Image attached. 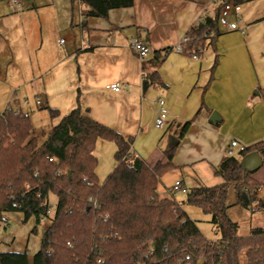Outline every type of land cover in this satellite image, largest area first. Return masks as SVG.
Returning a JSON list of instances; mask_svg holds the SVG:
<instances>
[{
	"label": "crops",
	"instance_id": "obj_1",
	"mask_svg": "<svg viewBox=\"0 0 264 264\" xmlns=\"http://www.w3.org/2000/svg\"><path fill=\"white\" fill-rule=\"evenodd\" d=\"M256 1L240 4L238 19L230 14L236 31L219 27L200 54L190 57L175 47L203 16L212 15L220 5L217 0H133L131 7L111 10L106 18H87L84 25L77 0H50L56 17L54 32L64 39L55 37V49H45L39 56L35 51L45 48L44 42L37 44L41 21L27 18L38 6L25 0L30 7L17 16L22 20L15 30L24 39L21 52L8 56L9 46L0 47V86L5 96L0 116L8 106H21L29 113L40 109L34 106L35 100L61 115L79 105L94 121L132 137L134 152L149 167L165 161L162 153L173 145L177 126L192 121L177 141L172 163L176 169L200 161L208 175L216 177L215 169L230 141L248 147L264 140V0ZM134 40L149 49L146 59L172 48L157 69L161 84L148 85L145 92L142 59L131 48ZM115 83L120 85L119 92L106 88ZM31 97L30 110L22 103ZM158 100L164 101L168 113L162 135L153 126ZM212 113L217 121L210 120ZM198 186L202 185L194 187ZM11 216L23 221L22 214L8 213L6 222ZM6 225L0 224V252L24 253L14 247L13 232L7 235ZM47 226L48 221L43 232Z\"/></svg>",
	"mask_w": 264,
	"mask_h": 264
},
{
	"label": "trees",
	"instance_id": "obj_2",
	"mask_svg": "<svg viewBox=\"0 0 264 264\" xmlns=\"http://www.w3.org/2000/svg\"><path fill=\"white\" fill-rule=\"evenodd\" d=\"M82 24L87 18H106L109 11L129 8L133 0H77ZM254 0H233L243 4ZM219 5L186 34L182 54L196 57L205 41L218 33ZM172 48L142 57L143 82L159 85L158 67ZM57 123L39 140L29 118L16 117L7 109L0 116V224L5 214L33 218L31 234L45 220L38 251L27 254L0 252V264H264V227L252 228L248 236L237 235L238 226L227 215L226 193L235 188L236 205L262 209L257 191L263 184L244 172L240 160L257 152L264 161V140L248 146L236 157L225 156L215 169L222 183L187 189L185 200L161 197V179L175 170L177 143L163 151L164 162L153 167L133 150L134 139L125 137L91 119L79 105L68 114L45 108ZM192 121L177 126L181 140ZM115 145V168L100 183L96 143ZM56 204L49 215V196ZM199 207L210 216L218 238L207 240L182 205ZM188 257V260H186Z\"/></svg>",
	"mask_w": 264,
	"mask_h": 264
},
{
	"label": "rangeland",
	"instance_id": "obj_3",
	"mask_svg": "<svg viewBox=\"0 0 264 264\" xmlns=\"http://www.w3.org/2000/svg\"><path fill=\"white\" fill-rule=\"evenodd\" d=\"M262 2V1H256ZM30 4H27L25 0H19V6L14 3V0H0V47L4 45L9 46L7 49V55L14 52L19 55L21 52V47L24 43V39L20 38V34L17 36L15 30L20 26V19L17 16H20L23 13L28 12L26 9L29 8ZM31 5L38 6V9L32 11L33 15L30 17L29 13L27 14L28 20H37L41 21L39 30L37 31V44L44 42V47L42 50L38 49L35 51V56L42 54L45 49H55L54 41L56 39H64L63 34L57 35L54 32V25L56 22V17L53 12V7L50 0H32ZM241 8V6H240ZM26 19V15H24ZM39 32V33H38ZM56 34V35H55ZM46 41V45H45ZM64 45V44H63ZM63 45L59 44V49H63ZM8 59V58H6ZM31 62H34V57L30 59ZM24 63H28L26 59ZM9 64V63H8ZM29 65V64H28ZM3 90L0 86V103L3 102ZM20 92V88H19ZM22 93L18 94V97L21 99ZM153 100H156L157 95L153 93ZM30 101V106H32L33 97L28 98ZM30 110L32 108H29ZM29 116V122L33 129V134L38 137L40 140L42 132L46 133L48 129L57 123V120H51L48 114V111L42 107L40 109L32 110ZM154 126V125H153ZM154 128L156 132L161 133L165 132V128L157 129ZM164 129V130H163ZM165 148V147H164ZM115 146L109 141H103V143H98L96 146V158L98 161L96 168V175L100 183H102L106 177L113 171L115 166L114 154ZM200 161L193 164L192 167L184 166L176 168L175 171H172L166 174L160 181L158 186V194L165 195V197L172 196L177 202H183L185 200V195L179 192H174L172 187L176 180L183 181L186 184V187L191 188L197 185L202 186H213L216 183H222V180L218 176L208 175V171L204 165H200ZM256 174V175H255ZM254 176V177H253ZM252 177L256 180H259L264 185V162L262 166L252 173ZM198 182H201L198 184ZM171 191V192H170ZM234 186L230 185L227 188L226 193V206L227 215L230 220L235 222L238 226L237 235L240 237L248 236L252 228L264 227V210L262 209H243L240 206L236 205V194ZM257 199L261 201L264 205V186L260 188ZM56 204V198L54 195L49 196V215L52 218L54 214ZM182 210L186 215H188L193 221L196 222L201 234L209 241H214L218 238V233L215 227L211 224V219L209 215H206L202 210L193 205H182ZM11 214V213H9ZM5 216V215H4ZM47 223V220L43 221L40 226L37 227V232L34 235H28L32 228L35 226L33 221H19L16 216H11L10 219L5 222L7 224L6 230L7 235L11 234L9 231L12 230L13 234L10 237L15 238L14 247L19 248L24 251L27 255L32 256L36 253L40 247V241L43 235V226ZM49 223V221H48ZM0 246L2 244L0 243ZM241 264L245 263V253L242 252L239 256Z\"/></svg>",
	"mask_w": 264,
	"mask_h": 264
},
{
	"label": "built area",
	"instance_id": "obj_4",
	"mask_svg": "<svg viewBox=\"0 0 264 264\" xmlns=\"http://www.w3.org/2000/svg\"><path fill=\"white\" fill-rule=\"evenodd\" d=\"M219 4L221 5V9L219 12V17H218V25L220 28H223L227 31H236L237 28V23L235 22H230L229 21V16L230 14H233L237 19L239 17V12H240V5L233 3L232 1L229 0H217ZM14 3L19 6V0H14ZM187 37L185 36L179 44L175 47L176 52H182V44L187 42ZM64 41L60 40L59 44L63 45ZM131 48L133 52L139 57H146L149 54V49L143 45L141 42L134 40L132 41ZM107 89L112 90L113 92H119L121 90L120 85L115 83V84H110L106 86ZM159 105V109L156 113L155 119H154V126L157 129H162L165 127L166 122H167V110L164 107V101L158 100L157 101ZM22 106L25 108H30V102L29 100H24L22 103ZM34 106L37 108H40L42 106V102L40 100H35L34 101ZM7 110L12 112V114L16 117H22V118H29V111L23 110L21 106H8ZM245 146L240 145L238 142L232 140L230 141L226 151H225V156L227 157H236L239 152H242L245 150ZM172 190L174 192H179L184 195L187 193V188L184 186V184L181 181H175L174 185L172 187ZM186 260H188V257H186Z\"/></svg>",
	"mask_w": 264,
	"mask_h": 264
},
{
	"label": "water",
	"instance_id": "obj_5",
	"mask_svg": "<svg viewBox=\"0 0 264 264\" xmlns=\"http://www.w3.org/2000/svg\"><path fill=\"white\" fill-rule=\"evenodd\" d=\"M148 84L146 82L143 83L142 90L145 92L147 90ZM211 121H217V115L215 113H212L210 116ZM172 144L177 143V139L173 138L171 140ZM263 159L257 152H251L247 155H245L241 160H240V166L244 172L247 173H253L257 171L263 164ZM199 264H202L200 262Z\"/></svg>",
	"mask_w": 264,
	"mask_h": 264
}]
</instances>
